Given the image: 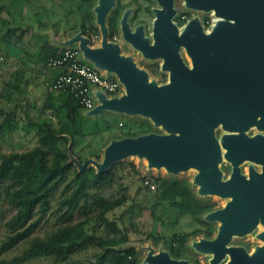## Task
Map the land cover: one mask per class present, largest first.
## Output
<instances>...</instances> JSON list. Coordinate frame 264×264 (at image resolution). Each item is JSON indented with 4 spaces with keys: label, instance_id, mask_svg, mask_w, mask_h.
Masks as SVG:
<instances>
[{
    "label": "water",
    "instance_id": "obj_1",
    "mask_svg": "<svg viewBox=\"0 0 264 264\" xmlns=\"http://www.w3.org/2000/svg\"><path fill=\"white\" fill-rule=\"evenodd\" d=\"M158 2L161 8L155 10L152 43L143 37L141 27L131 32L125 16L121 23L125 41L146 57L163 59L161 67L168 71V80L163 84L149 81L147 73L136 66L132 57L120 54L119 44L108 39L105 19L114 0H99L94 8L99 46L92 47L90 38L81 32L63 43L65 46L77 43L84 58L114 73L124 86V92L117 97L107 98L97 91L98 104L86 115L95 116L105 109L140 114L167 132L112 139L101 161L87 158L83 167L91 163L101 173L114 162L132 155L144 156L150 166H165L173 173L194 165L198 169L194 182L199 185L200 194L230 198L224 207L206 216L208 221L217 220L220 224L215 237L200 239L196 249L213 251L209 264H221L225 255L229 256L226 264H264V247L257 246L249 253L243 247L227 246L234 234L249 233L259 217L264 222V167L258 173L250 166L246 179L237 166L242 160L264 165V135L250 137L244 133L253 122L264 129V8L257 16H235L232 21L221 7L214 6L221 17L210 32L203 33L194 18L178 33L171 19V1ZM188 3L199 5L193 0ZM179 45L185 46L191 56V68L183 64L177 51ZM220 121L224 129L234 133L223 135L219 141L214 127ZM220 143L228 150L225 158L234 165L226 180L220 178L217 166L221 160ZM260 238L264 240V232ZM145 261L193 264L186 259L171 258L162 250L149 253Z\"/></svg>",
    "mask_w": 264,
    "mask_h": 264
},
{
    "label": "trees",
    "instance_id": "obj_2",
    "mask_svg": "<svg viewBox=\"0 0 264 264\" xmlns=\"http://www.w3.org/2000/svg\"><path fill=\"white\" fill-rule=\"evenodd\" d=\"M73 4L79 8V3L74 1ZM114 5L106 16L110 38L116 33L119 13L126 6L119 0H116ZM5 6L0 1V11ZM92 6V1L86 0L84 9L79 8L78 12L81 33L90 40L93 34L99 33L98 26L93 23ZM0 21L4 23L1 18ZM23 30L22 32H24ZM6 31L0 35V40L7 43L9 47L16 46V40L12 44L8 38L9 35L14 34L13 31L11 34H8L11 30ZM27 42L28 45L24 47L23 51L30 55L28 48L32 46L31 43H36L35 54L38 55L43 51L41 63L45 68H47L46 61L49 57L57 56L63 51V48L60 50L59 47L54 46L42 32L33 33L31 40ZM22 64L27 65L24 60ZM25 70L26 67L12 71L13 81H7L3 89L0 90V93L7 94L6 101L11 100L10 93L12 91L20 88ZM55 70H58L57 75L61 72L60 69ZM157 73L154 71V74ZM49 92L56 94L53 97V103L50 104L52 115L56 120L54 122L48 116L32 119L26 112L25 131L33 130L37 142L25 151H2L1 141L4 130L11 132L17 129V124L12 122L13 111L6 113L5 109L0 106V202L4 199L14 208V213L5 222L8 233L0 245V251L27 236L38 225L50 209V196L64 181L67 171L72 169L73 175L64 186V189L69 190V193L61 199L59 206V208L62 206L65 208L61 217L66 224L44 237L31 238L21 253L13 256L10 260L0 259V264H23L41 257L50 258L49 264H69L74 255L90 248H96L98 251L89 264H141L135 247L128 245L127 226L124 223L120 224L118 220L109 218L110 213L121 207H125L123 213H141L139 206L135 202L125 205L129 199L126 196L127 187L125 185L118 184L123 191L119 197L114 198L108 193V189L115 183L114 165L101 173H98L93 166L78 169L74 165L71 159L82 162L72 148L77 141V136L85 135L83 121L87 116L72 93L59 90ZM106 126L107 129L110 128L108 122ZM140 126L135 132H121L114 138L158 133L153 130L151 123L141 122ZM95 128L100 129L97 126ZM93 156L98 159L97 153H93ZM144 179L145 177L142 178V181ZM149 181L154 185L153 200L150 206L151 214L154 215L159 206L166 205L172 208L176 219L188 216L196 222V226L190 231L173 232L168 236L161 237L165 250L171 258L186 259L191 263L199 264L196 259L193 260L187 256L188 241L197 234L203 235L205 239L211 238L216 226L208 221L206 216L214 211L215 203L211 202L209 198L199 197L193 191L191 182L178 178L176 174L151 175ZM89 188L97 191L93 202L98 206V210L94 214L85 215L83 219L76 222L67 223L78 208L80 199L86 200L89 196L87 191ZM147 188L149 187L147 186ZM101 228L107 230L108 234L99 233ZM152 239L157 241L159 237L152 236Z\"/></svg>",
    "mask_w": 264,
    "mask_h": 264
},
{
    "label": "rangeland",
    "instance_id": "obj_3",
    "mask_svg": "<svg viewBox=\"0 0 264 264\" xmlns=\"http://www.w3.org/2000/svg\"><path fill=\"white\" fill-rule=\"evenodd\" d=\"M0 1L3 5H6L5 8L0 11V18L4 21V23L1 22L2 20L0 21V35L9 29L11 31H9L8 34H11L12 31L14 33L8 37L10 43L13 44L16 40V46L14 47H9L7 46V43H4L0 40V90L3 89L7 81H13L11 75L16 66L21 69L24 67H29L33 70L27 72L25 77L23 76L24 88H27L28 81L35 82L37 87L42 88L47 78L46 70L41 63L43 51L36 55L35 52L37 47L33 48L36 43L33 44L31 42L30 43L32 46H28L29 48H27L30 51V55L34 54L35 56H30L29 54L25 53L23 49L26 45H28L27 41L31 40V37L35 32L44 33L51 43L56 42L57 44H62L65 40H69L77 32H81L78 12L79 8L81 10L84 9L86 0H74L79 3V8L77 5L73 4L74 1L72 2V0ZM91 1L93 3L91 8L94 17L93 23L97 25L96 12L94 8L98 5L99 0ZM121 1L124 2L125 0ZM53 6L54 8L52 9ZM135 6L136 5L133 2H130L127 4L125 9H123L124 12L121 10L119 14L128 16L130 13H132ZM150 22L151 20L148 19L146 29L149 31V35L151 36L152 23L150 24ZM22 30L24 32H22ZM21 33H23L22 36H20ZM112 39L114 41L117 40L118 43L123 46L124 49L123 51H120V54L125 57H132L138 68L147 71V77L149 81L155 80L158 84H163L168 80L167 70H161L157 74H154L151 73L149 69H146V62L161 61V58H143L141 53H138V51L130 46L129 42L124 40L119 30L113 35ZM90 44L92 47L99 46L100 32L96 35H92ZM73 46L77 47V43H74ZM22 59L26 61L27 65L22 64ZM46 88L48 89V84L46 85ZM5 96L6 93L5 95L4 93H0V106L5 109L6 113L13 111L14 116L12 118V122L17 124V129L12 130L11 132L4 130L5 132L3 135V140L1 141V149L3 152L28 150L36 144L37 139L33 130L29 132L25 131V126L27 123V120L25 119V112L27 111L32 119L48 116L52 119V121L55 122L56 119L52 115L51 108L48 107L50 104L48 97L46 96V93H32L31 95L29 93H23L20 95L17 93L15 95L17 100L14 98L8 103ZM32 104L33 106H31ZM86 116L87 117L84 118L83 121L85 135L77 136V141L72 148L75 155H78L82 160V162L77 161L78 163H75V161L71 159L78 169L92 166L91 163H88V165L83 167V162L87 158L101 161L106 145L109 144L112 139H117L114 138L115 136L119 135L121 132L126 133L137 131L141 127V122H144L145 124L151 123L153 125V130H156L158 134L167 133L163 127L154 125L150 118L140 114L117 113L115 111L105 109L100 114L95 116ZM107 122L110 124L109 129H107L106 126ZM96 126L100 129L97 130L95 128ZM221 126V123L215 126L217 134L221 133ZM225 150L226 148H224L220 143L222 161L219 162L217 166L222 171L223 177L227 174L225 167L228 163L225 158ZM93 153H97L98 159H96V156H93ZM112 165H114L115 183H113L112 187L108 189V193L114 198L119 197L122 195L123 191L120 189L118 184L125 185L127 187L126 196L129 198L125 205L135 202L136 205L139 206L141 213H123V209L125 207H121L120 209H116L113 213H110L109 218L118 220L120 221V224L124 223L127 226V232L129 236L128 245L135 247L141 264H148L145 259L149 253L155 254L161 250L166 251L161 237L168 236L173 232L190 231L196 226V222L190 219L188 216H183L176 219L172 208L166 205L163 207L159 206L155 210L154 215L151 214L150 206L153 200L154 187L152 188L148 184H145L142 181L143 177L149 179L151 175L167 176L169 174H176L178 178L186 179L191 182L193 191H195L199 197L209 198L211 201L216 202L217 206L223 207L230 199L229 197H220L214 194H200L198 192L199 185L194 182V177L198 172V169L195 167L181 169L176 173H173L168 171L164 166H150L146 157H141L138 155H132L118 160ZM112 165L110 167H112ZM72 175L73 170H68L64 181L52 193L49 199L50 209L38 223V225L35 226L27 234V236L20 238L10 247L0 251V259L10 260L13 256L18 255L25 249L31 238L44 237L58 227L66 224V222H64L63 218L61 217L65 208L64 206L59 208V206L61 199L69 193V190H65L64 186L66 181H68ZM147 186L149 188H147ZM87 191L89 196L86 200H83V198L80 199L78 208L73 212L72 218L67 223L76 222L80 219H83L85 215L94 214L98 210V206H96V204L93 202L94 195H96L97 191L93 188H89ZM13 213L14 208L11 207L4 199L1 200L0 245L8 233L5 228V222ZM213 223L219 227V221L215 220ZM259 224L260 226L253 228L249 233L243 235L234 234L227 246H239L241 243L246 241V239H250L251 245L249 247V253L254 251L255 247L257 246L264 247V240L259 236L262 232H264L262 228L264 223L261 222ZM95 228L98 229V227ZM99 233L106 235L108 234V231L104 228H101L99 229ZM149 235L154 237L157 236L159 237V240L154 241L152 236ZM215 235L216 232H213L209 240L213 239ZM202 238L205 237H203L201 234L191 237V239L188 241L187 256L193 260L196 259L199 264H209L212 261L213 254L199 251L195 247V244ZM97 251L98 249L96 248H90L88 250L82 251L74 255L72 262L69 264H89L94 259ZM228 260L229 256L225 255L220 263L226 264ZM50 262V258L41 257L29 260L23 264H49Z\"/></svg>",
    "mask_w": 264,
    "mask_h": 264
},
{
    "label": "flooded vegetation",
    "instance_id": "obj_4",
    "mask_svg": "<svg viewBox=\"0 0 264 264\" xmlns=\"http://www.w3.org/2000/svg\"><path fill=\"white\" fill-rule=\"evenodd\" d=\"M125 1L122 2L121 0H119V2L121 4H124L126 6L130 2H133L136 6L134 7V9H133L132 13H130V15H128V16L121 15V14L119 15L118 21H117L116 33L119 30L122 34V23L121 22H122L123 16H125V20H126V23L128 24L130 31L134 32V31H136L137 27H141L143 37L148 38L149 42L152 43L153 37H152V35L151 36L149 35V31L146 29L147 21H148V19L151 20L150 24L152 23V27H153V20L155 18V10L161 8V4L158 2V0H125ZM170 1H171V8L173 11L171 19H172L173 23L176 25L178 33H181L184 30L187 23L191 19H194V18L198 21L200 29L203 33L210 32L211 29L214 27L216 21L219 20L221 17L220 14L216 13V8L214 6L221 7L223 9L222 11H224L223 13H225L224 15L226 16V18H229V20H232V21L234 20L233 17H235V16H241V15H243L244 17L257 16L259 14V12H261L264 8V0H193L197 3H199L198 6L189 4L188 0H170ZM115 2H116V0H114V3ZM113 6H115V5L113 4ZM125 7L123 9H125ZM123 9H122V11L124 12ZM105 24H106V19H105ZM106 27L108 30L107 24H106ZM151 30H152V28H151ZM122 37H123V35H122ZM112 38H113V36H112ZM112 38H110V35L108 32V39L111 41V40H113ZM112 42L118 43L117 40L116 41L113 40ZM129 44L136 51H138V53H141L143 58L146 57V56H144V54L142 52H140V50L138 48L134 47L130 42H129ZM119 46H120V51H123V49H124L123 46L120 44H119ZM177 51H178L179 56L182 59L183 64H185L186 66L191 68L192 67V58L189 55L185 46L179 45V48ZM257 54L260 55V52H258ZM162 60L163 59L161 58V61L146 62L147 68L146 67L145 68L149 69L151 73H154V71L160 72L161 70H164L161 67ZM229 63L233 66L235 65L234 60L231 57H229ZM144 71L147 73L146 70H144ZM220 129H222L221 133L217 134L215 127H214V135L219 141L221 140L223 135L234 133L233 131L232 132L227 131L226 129L223 128V126H221ZM244 133L250 137L254 136L256 134L264 135V129H260L258 127L257 123L253 122L244 131ZM221 161H222V159L220 160V162ZM226 161L228 162L226 164V167H225L227 174L224 175V177L222 176V171L219 169L221 172L220 178L222 180H226L231 176V173H232V170L234 167V165L230 162V160L226 159ZM249 162H251V163H249ZM237 166L239 168L240 173L242 175H244V177L246 179L249 178L250 166H252L258 173L261 172L262 168L264 167L263 164L255 163V162H252L250 160H242L237 164ZM211 202H214V201H211ZM214 203H215L214 211L222 208L220 206H217L216 202H214ZM210 222L213 223V221H210ZM261 222H263V220L261 219V217H259L258 222L254 226V228L257 227L259 225V223H261ZM213 224L216 226L215 223H213ZM217 229H218V227L216 226L215 232H217ZM250 242H251L250 239H246V241L241 243L239 245V247H243L247 252H249L250 251L249 247L251 245Z\"/></svg>",
    "mask_w": 264,
    "mask_h": 264
},
{
    "label": "built area",
    "instance_id": "obj_5",
    "mask_svg": "<svg viewBox=\"0 0 264 264\" xmlns=\"http://www.w3.org/2000/svg\"><path fill=\"white\" fill-rule=\"evenodd\" d=\"M46 67L61 70L48 84V91L72 93L84 112L98 104L97 91L107 98L120 96L124 92L123 84L114 73L95 66L83 57L82 51L76 46H67L59 55L49 57ZM143 182L154 187L147 178Z\"/></svg>",
    "mask_w": 264,
    "mask_h": 264
},
{
    "label": "crops",
    "instance_id": "obj_6",
    "mask_svg": "<svg viewBox=\"0 0 264 264\" xmlns=\"http://www.w3.org/2000/svg\"><path fill=\"white\" fill-rule=\"evenodd\" d=\"M66 41V40H65ZM64 41V42H65ZM51 42V41H50ZM63 42V43H64ZM63 43L62 44H57L56 42H52V44L54 45V46H57V47H59L60 48V50L63 48H65V47H67V46H65V45H63ZM69 46V45H68ZM70 46H73V44H71ZM73 47H75V46H73ZM33 48H35V47H33ZM16 54V53H15ZM14 54V55H15ZM22 61H23V59H22ZM15 69H20V68H18L17 66L15 67ZM14 69V70H15ZM44 69L46 70V73H47V78H46V80H45V82H44V84H43V87L41 88V87H37V85H36V83L35 82H30V81H28L27 82V88H24L23 87V81H24V79H23V81L21 80V85H20V88L18 89V90H14V92H12V93H10V97H11V100H13L14 98L16 99V97H15V95L18 93L19 95L20 94H23V93H29L30 95L32 94V93H36V94H38V93H46V96L48 97V100H49V102H50V104L51 103H53V97L56 95V94H52V93H50L49 91H48V89L46 88V85L47 84H49L53 79H54V77H56V75H57V73H58V70H54V69H48V68H45L44 67ZM13 70V71H14ZM44 70V71H45ZM30 71H33L32 69H30L29 67H26V70H25V73H24V77H25V74L27 73V72H30ZM6 96H7V94H6ZM23 96V95H22ZM37 97V96H36ZM10 100V101H11ZM17 100V99H16ZM19 100V99H18ZM8 103H9V101H7ZM19 103V102H18ZM17 103V104H18ZM48 104V103H47ZM50 104L48 105V107H50ZM31 106H33V104L31 105ZM27 112V111H26ZM26 112H25V116H26ZM28 113V112H27ZM85 113V112H84Z\"/></svg>",
    "mask_w": 264,
    "mask_h": 264
},
{
    "label": "bare ground",
    "instance_id": "obj_7",
    "mask_svg": "<svg viewBox=\"0 0 264 264\" xmlns=\"http://www.w3.org/2000/svg\"><path fill=\"white\" fill-rule=\"evenodd\" d=\"M219 123H222V122L220 121ZM225 151H228V150L226 149ZM152 167H155V166H152ZM164 167H165V166H164ZM193 167H195V166L193 165V166H190V167H188V168H193ZM195 168H196V167H195ZM214 195H216V194H214ZM258 226H260V224H259ZM262 228H263V230H264V225L262 226ZM252 252H253V251H252ZM210 253L213 254V251H210Z\"/></svg>",
    "mask_w": 264,
    "mask_h": 264
}]
</instances>
